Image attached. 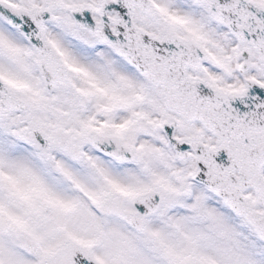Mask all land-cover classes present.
Listing matches in <instances>:
<instances>
[{
    "label": "snow or ice",
    "instance_id": "1",
    "mask_svg": "<svg viewBox=\"0 0 264 264\" xmlns=\"http://www.w3.org/2000/svg\"><path fill=\"white\" fill-rule=\"evenodd\" d=\"M0 264H264V0H0Z\"/></svg>",
    "mask_w": 264,
    "mask_h": 264
}]
</instances>
